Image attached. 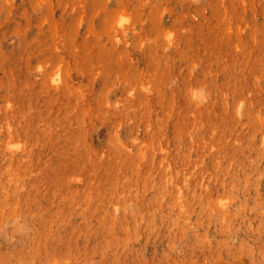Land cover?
Masks as SVG:
<instances>
[{
	"label": "rangeland",
	"instance_id": "1",
	"mask_svg": "<svg viewBox=\"0 0 264 264\" xmlns=\"http://www.w3.org/2000/svg\"><path fill=\"white\" fill-rule=\"evenodd\" d=\"M0 264H264V0H0Z\"/></svg>",
	"mask_w": 264,
	"mask_h": 264
},
{
	"label": "bare ground",
	"instance_id": "2",
	"mask_svg": "<svg viewBox=\"0 0 264 264\" xmlns=\"http://www.w3.org/2000/svg\"><path fill=\"white\" fill-rule=\"evenodd\" d=\"M219 58V57H218ZM229 61V60H228ZM218 65V64H217ZM246 76V75H245ZM195 82V81H194ZM227 88V87H226ZM184 116V115H183ZM253 123V122H252ZM215 124V123H214ZM194 127H195V125H194ZM241 128V127H240ZM257 129V128H256ZM233 132V131H232ZM254 133V132H253ZM254 135V134H253ZM181 136V135H180ZM175 138V137H174ZM253 138H255V136L253 137ZM205 139V138H204ZM230 140V139H229ZM169 147V146H168ZM246 148H247V146H246ZM178 149V148H177ZM234 157V156H233Z\"/></svg>",
	"mask_w": 264,
	"mask_h": 264
}]
</instances>
